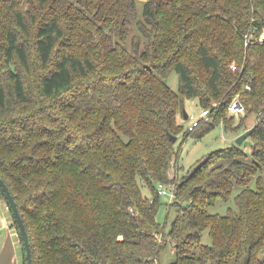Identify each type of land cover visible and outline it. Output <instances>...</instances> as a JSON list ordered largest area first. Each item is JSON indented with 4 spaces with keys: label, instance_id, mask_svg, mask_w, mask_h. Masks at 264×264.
Segmentation results:
<instances>
[{
    "label": "trees",
    "instance_id": "obj_1",
    "mask_svg": "<svg viewBox=\"0 0 264 264\" xmlns=\"http://www.w3.org/2000/svg\"><path fill=\"white\" fill-rule=\"evenodd\" d=\"M263 31L264 0H0V177L32 264H160L169 241L171 264H264ZM190 98L236 136L253 127L251 144L178 177L169 134Z\"/></svg>",
    "mask_w": 264,
    "mask_h": 264
},
{
    "label": "rangeland",
    "instance_id": "obj_2",
    "mask_svg": "<svg viewBox=\"0 0 264 264\" xmlns=\"http://www.w3.org/2000/svg\"><path fill=\"white\" fill-rule=\"evenodd\" d=\"M137 9L140 12L141 4L138 3ZM133 30L132 34L135 39L136 36H139V32L136 31V28L134 24L132 25ZM134 39V40H135ZM140 40V50L143 49V43L145 42L144 38L138 37ZM260 40H264V31L261 34ZM127 47H130V40L127 42ZM232 69H234V66H232ZM90 77H82L80 79H76L75 84H83L86 83ZM165 83L167 86L174 92L179 93V77L178 74L174 71L170 72L167 78L165 79ZM196 98H190V99H184L183 100V106L184 109L188 115V118L185 119L181 115L178 116V121L181 124V130L178 135V139L176 142H174V149L178 153V165L179 170L178 177H181L182 175L196 169L199 164L203 161V159L212 151L221 149L224 147L231 146L236 137L235 131L225 128L223 125V122L221 119L217 121H213L212 115H209L206 119L202 120V124L200 127H198L191 135H189L186 139H184L185 134L187 133L188 126L191 125L192 121L195 119H200L201 112L203 108L198 105ZM213 106V104H211ZM244 115L245 111L237 113L233 112L231 108L228 111V115L232 116L234 115L239 121V116ZM247 123L246 126H249L250 124H254L255 122V116L249 115L247 116V119L244 121V123ZM211 124V127L207 130H204ZM250 140L245 141V143L242 145V148L249 150L250 149ZM174 172V167L171 166L170 174ZM166 185V184H165ZM141 194L145 197H151L152 192L148 186H146L144 183H141ZM166 192L160 193V204L159 208L156 214V221L159 223L161 227L167 231L170 227L174 219L176 218V212L173 207H169L166 204L167 202L171 201L170 193L173 191V188L171 186H166ZM7 204L3 198L0 197V224L3 225L2 228H0V236L5 235L6 229L10 226H13L11 224L12 217L11 213L7 209ZM226 210V206L222 205L219 207V211L221 213H224ZM7 225L5 226V224ZM14 228V226H13ZM18 236V235H17ZM203 242L208 243L209 239L207 237V234H204ZM174 247L171 245L170 241L166 243V246L164 247L161 257H160V264H171L175 260V254H174Z\"/></svg>",
    "mask_w": 264,
    "mask_h": 264
},
{
    "label": "water",
    "instance_id": "obj_3",
    "mask_svg": "<svg viewBox=\"0 0 264 264\" xmlns=\"http://www.w3.org/2000/svg\"><path fill=\"white\" fill-rule=\"evenodd\" d=\"M183 115H184L185 119L188 118V115H187L185 109L183 110ZM252 130H253V127L247 129L246 131H244L241 134H239L238 136H236L235 137L236 144L239 146L242 145L243 142L250 135ZM169 136H170L172 142H176V140H177L176 136H174L172 134H169ZM0 190L4 194V197L8 203L7 207H8V209L11 210L12 216L14 217V220L17 224L19 235H20V240H21L23 248L25 250L26 264H32L31 250H30L28 235H27V231H26L23 219L21 217V214L18 210L17 204H16L8 186L6 185V183L4 182V180L1 177H0Z\"/></svg>",
    "mask_w": 264,
    "mask_h": 264
},
{
    "label": "crops",
    "instance_id": "obj_4",
    "mask_svg": "<svg viewBox=\"0 0 264 264\" xmlns=\"http://www.w3.org/2000/svg\"><path fill=\"white\" fill-rule=\"evenodd\" d=\"M2 227L0 224V228ZM6 230L5 235L0 236V264H22L21 243L16 229L9 225Z\"/></svg>",
    "mask_w": 264,
    "mask_h": 264
},
{
    "label": "built area",
    "instance_id": "obj_5",
    "mask_svg": "<svg viewBox=\"0 0 264 264\" xmlns=\"http://www.w3.org/2000/svg\"><path fill=\"white\" fill-rule=\"evenodd\" d=\"M230 108L233 112H237V113H240V112L243 113V111H244L243 106L238 101L233 102V104L230 106ZM208 113H209L208 109H203L201 112V115H200V119L193 120L191 125L188 126V130L189 131L194 130L195 127H197L202 120L207 118ZM165 188H166L165 185L159 184L158 185V192L159 193H165L166 192ZM170 195H172V194H170Z\"/></svg>",
    "mask_w": 264,
    "mask_h": 264
}]
</instances>
